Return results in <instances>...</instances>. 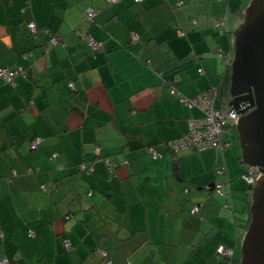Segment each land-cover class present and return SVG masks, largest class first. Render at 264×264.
Returning a JSON list of instances; mask_svg holds the SVG:
<instances>
[{"label":"crops","instance_id":"obj_1","mask_svg":"<svg viewBox=\"0 0 264 264\" xmlns=\"http://www.w3.org/2000/svg\"><path fill=\"white\" fill-rule=\"evenodd\" d=\"M178 1L0 0V65L22 71L12 83L0 75L5 264H230L219 244L240 259L250 189L231 138L176 152L164 143L202 115L169 92V80L184 97L219 85L248 1ZM214 181L229 189L230 207Z\"/></svg>","mask_w":264,"mask_h":264},{"label":"water","instance_id":"obj_2","mask_svg":"<svg viewBox=\"0 0 264 264\" xmlns=\"http://www.w3.org/2000/svg\"><path fill=\"white\" fill-rule=\"evenodd\" d=\"M228 104L239 114L240 159L261 175L250 186V219L239 264H264V0H250L234 29Z\"/></svg>","mask_w":264,"mask_h":264},{"label":"built area","instance_id":"obj_3","mask_svg":"<svg viewBox=\"0 0 264 264\" xmlns=\"http://www.w3.org/2000/svg\"><path fill=\"white\" fill-rule=\"evenodd\" d=\"M118 0H107L108 3H113ZM139 1V0H134ZM183 1L179 0L177 4H181ZM96 12L95 8L88 7L83 12V20L86 22H91L93 20V16ZM214 25L219 30V32L225 30V22L222 17H218L214 21ZM27 27L30 31L31 35H34L38 32V27L34 21H29L27 23ZM131 38L133 40L137 39V35L133 32L130 33ZM88 45L93 49H99L101 47V42L96 40L90 34L83 35ZM60 38L57 35H51L50 42L52 44H56L59 42ZM231 58L226 57L224 62L226 65L230 64ZM199 71L202 69L199 68ZM22 72L20 68H9L7 66L0 65V75L6 79L8 82H13V77ZM176 76H172L169 80V92L171 94H178L179 97L183 101H185L189 105L198 106L202 115L198 119H189L188 128L180 135V137L169 140L164 144H167L168 148L177 151L179 149H184L188 147H193L197 150L205 149V148H213V147H223L229 144V141L224 140V134L227 132V125L235 126L237 123L239 114L237 111L228 104V100L222 98L217 93V87L211 86L207 89L203 90L196 96L192 97H184L180 95V93L176 90L174 86V80ZM68 85L73 87V83L69 82ZM218 99V104H216V100ZM40 138L34 137L30 141V149L34 150L36 145L38 144ZM147 151L153 158H157L162 156V153L157 151L153 145L147 146ZM95 153L96 155L100 154V145L98 143L95 144ZM56 153H53L51 156L54 157ZM105 163L109 171L113 170L112 160L110 158L104 159ZM80 170H91L92 167H86L83 163L79 164ZM261 175V171L257 166L248 165L247 172L242 175L243 179L246 181L248 186L254 185L257 178ZM43 187V185H42ZM222 182H214L211 184L210 188L219 192L220 194L226 195V192L222 189ZM90 193V192H88ZM196 207L192 209V212L195 211ZM28 235H33V231L29 230ZM2 238V232L0 230V239ZM63 243L66 247L69 246V239L64 238ZM217 255H231L232 248L225 246L223 244H219L216 247ZM8 261L6 257L0 258V264H5ZM111 261L108 258L103 260V264H110ZM125 264H130V261L127 259Z\"/></svg>","mask_w":264,"mask_h":264},{"label":"trees","instance_id":"obj_4","mask_svg":"<svg viewBox=\"0 0 264 264\" xmlns=\"http://www.w3.org/2000/svg\"><path fill=\"white\" fill-rule=\"evenodd\" d=\"M38 33V32H37ZM37 33L36 34H34L33 36H36L37 35ZM58 36V35H57ZM229 74H230V68H229V65H227V67H226V70H225V72L223 73V75H222V79H221V81H220V83H219V85H217V86H215V87H217V93H218V95H220L221 97L222 96H224V97H222V98H225V99H229V84H230V77H229ZM227 95V96H226ZM224 136H225V134H224ZM224 140H225V138H224ZM225 141H227V139L225 140ZM151 145V144H150ZM147 146H149V145H147ZM154 146V145H153ZM164 147L166 148V149H168V150H170V151H173V150H171V149H169L168 148V146H167V144H164ZM154 148H155V146H154ZM188 148H190V147H188ZM193 148V147H192ZM214 148V147H213ZM146 149H147V147H146ZM185 149V148H184ZM180 150V149H179ZM178 151V150H177ZM173 152H176V151H173ZM107 158V157H106ZM105 159V158H104ZM110 160H112L113 161V159L112 158H110ZM239 160H240V162H241V164L243 165V167H244V169H243V171H242V173H241V177H242V175L243 174H245L246 172H247V168H248V165L247 164H245L244 162H242L241 161V159H240V156H239ZM113 167V166H112ZM78 169H79V166H78ZM80 170V169H79ZM216 171L217 172H223V168L222 169H220V168H217L216 169ZM243 178V177H242ZM244 180V179H243ZM245 181V180H244ZM214 182H216V181H214ZM213 182V183H214ZM246 182V181H245ZM223 183V182H222ZM211 185V184H210ZM248 185V184H247ZM223 186H224V183H223ZM250 187V186H249ZM222 189L226 192V195H223V194H220L219 192H217V191H215V190H213V191H215L217 194H219V195H221V196H223L224 198H225V200H224V202L222 203V205L223 206H225V207H230L231 206V197H230V191H229V189H228V191L227 190H225L223 187H222ZM90 192V191H89ZM91 193V192H90ZM90 193H88V194H90ZM250 193H251V190H250ZM249 203H250V200L248 201V204H247V206H246V210H247V217H246V219L244 220L245 222L244 223H242V226L244 227V230H246V227H247V225H248V222H249V219H250V213H249ZM70 216H72L71 214H67L66 215V217H70ZM223 245H225V244H223ZM225 246H228V245H225ZM217 247V246H216ZM228 247H231V246H228ZM232 248V254L231 255H217V253H216V248H215V253H216V255L217 256H221V257H225L228 261H229V263L230 264H239V258H234L233 257V253H234V250H233V247H231ZM3 257V256H2ZM1 258V257H0ZM130 261V260H129ZM131 262V261H130ZM131 264V263H130Z\"/></svg>","mask_w":264,"mask_h":264},{"label":"rangeland","instance_id":"obj_5","mask_svg":"<svg viewBox=\"0 0 264 264\" xmlns=\"http://www.w3.org/2000/svg\"><path fill=\"white\" fill-rule=\"evenodd\" d=\"M246 1L249 2L250 0H245V2ZM232 54H233V52H232ZM232 54H231V58H232ZM222 97H224V96H222ZM216 104H218V99L216 100ZM226 129H227V132L225 133V135L226 136H229L231 138L232 144L235 146L237 152L240 154L238 132L236 130V127L235 126H231V125H227V128Z\"/></svg>","mask_w":264,"mask_h":264}]
</instances>
